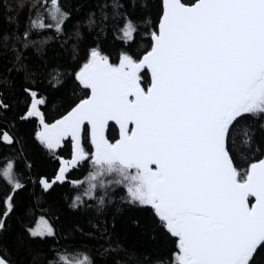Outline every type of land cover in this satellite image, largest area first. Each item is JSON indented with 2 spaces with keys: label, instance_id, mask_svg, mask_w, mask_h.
<instances>
[{
  "label": "snow or ice",
  "instance_id": "1",
  "mask_svg": "<svg viewBox=\"0 0 264 264\" xmlns=\"http://www.w3.org/2000/svg\"><path fill=\"white\" fill-rule=\"evenodd\" d=\"M0 160V264H264V0H0Z\"/></svg>",
  "mask_w": 264,
  "mask_h": 264
},
{
  "label": "trees",
  "instance_id": "2",
  "mask_svg": "<svg viewBox=\"0 0 264 264\" xmlns=\"http://www.w3.org/2000/svg\"><path fill=\"white\" fill-rule=\"evenodd\" d=\"M33 160L36 164V170L39 172H47L51 174L54 170V167L56 165V161L51 160L50 158L46 156H42L40 153L33 151L31 153ZM66 155V154H65ZM3 161L0 160V163ZM84 174L86 175V170L84 171ZM80 179H83V176H79ZM68 192L67 189H58L57 193L54 194V196L51 198L49 202H41L40 204H36L34 201L31 203L25 204V210L30 212V220L32 221L31 226L35 227L37 222L40 219L41 216L44 217H51L52 211H50V205H55V208H58L60 212L62 213L61 219H64V217H75V214L71 213L70 210L66 207L65 201H63V194ZM70 195H69V202H70ZM122 221L118 220L117 224L118 226L122 225ZM123 235V233H122Z\"/></svg>",
  "mask_w": 264,
  "mask_h": 264
},
{
  "label": "rangeland",
  "instance_id": "3",
  "mask_svg": "<svg viewBox=\"0 0 264 264\" xmlns=\"http://www.w3.org/2000/svg\"><path fill=\"white\" fill-rule=\"evenodd\" d=\"M41 224H42V221H41V220H39V221L37 222V224H36V226H35V227H39Z\"/></svg>",
  "mask_w": 264,
  "mask_h": 264
}]
</instances>
